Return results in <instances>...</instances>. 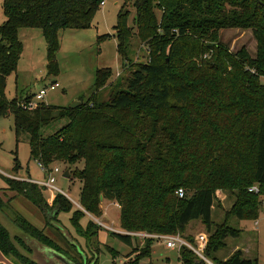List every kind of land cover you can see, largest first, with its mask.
<instances>
[{
	"label": "trees",
	"instance_id": "trees-1",
	"mask_svg": "<svg viewBox=\"0 0 264 264\" xmlns=\"http://www.w3.org/2000/svg\"><path fill=\"white\" fill-rule=\"evenodd\" d=\"M104 0H4L6 20L0 25V117L13 115L17 133L29 135L30 156L50 169L55 162L70 166L83 162L72 175L82 181L80 205L71 222L77 233L92 241L100 226L81 220L86 212L103 213L101 195L120 207V225L126 232L186 235L188 224L201 219L209 240L205 256L214 264H259L244 258L240 249L227 259L214 253L239 230L231 217L256 220L264 191V0H135V27L128 24V0L119 10L115 26L117 50L130 71L124 83L110 82L112 68L96 71V91L75 107L28 103L6 95L8 76L16 72L24 45L21 28H41L47 41V70L59 74L57 53L60 31L87 29ZM157 10L161 11V18ZM251 30L257 42L253 56L244 46L232 53L221 39L224 29ZM110 34L99 36L100 40ZM136 36L148 51L146 61L129 57L130 39ZM123 78V77H122ZM112 85L108 101L99 90ZM125 85V87H124ZM189 109V110H186ZM68 119L56 133L43 137L41 128ZM18 164L15 166L17 170ZM30 178V177H29ZM6 190L22 195L48 217L70 211L71 201L59 193L49 204L43 186L28 179L7 177ZM183 188L185 195L177 191ZM217 189L232 190L236 200L221 224L212 220ZM7 204L0 190V210ZM15 223L26 235L80 264L28 219L16 214ZM132 244V236L115 233ZM21 243V241L19 240ZM154 238H145L126 260L112 264H141L151 257ZM84 263L77 244L67 240ZM112 249V248H111ZM0 250L23 264L7 227L0 221ZM86 264H99L96 253ZM182 264H209L187 246L179 250ZM147 264H153L149 262Z\"/></svg>",
	"mask_w": 264,
	"mask_h": 264
},
{
	"label": "rangeland",
	"instance_id": "rangeland-1",
	"mask_svg": "<svg viewBox=\"0 0 264 264\" xmlns=\"http://www.w3.org/2000/svg\"><path fill=\"white\" fill-rule=\"evenodd\" d=\"M3 1L0 0V25L6 20ZM104 1L105 3L101 5V9L94 17L89 28L63 29L60 31V49L57 53L59 74L57 76L48 74L47 41L42 29L23 28L20 33V40L25 45L24 55L20 58L16 72L8 76L7 97L10 99L17 97L21 100L25 96L37 94L42 88H45L47 93L40 102L67 107L77 99L87 101L96 91V71L105 67L113 70L110 82L124 83L125 78L130 75V71L124 68L125 61L117 50L118 42L115 37V26L119 10L125 0ZM134 2L135 0H128V9L130 10L128 24L132 27H135L134 20L136 16ZM157 14L161 18L160 10H157ZM105 34H110V36L100 40L99 36ZM221 39L229 45L232 53L245 46L251 55H256L257 42L253 32L249 29H224L221 31ZM128 51L133 62L146 61L148 58L147 48L140 43L136 36L130 39ZM53 81H58L61 86L55 90L50 89V84ZM260 81L264 84V75H261ZM115 88L108 85L100 89V100L108 101L111 92ZM67 123L68 119H63L43 126L41 134L43 137L50 136ZM17 164L16 170L15 166ZM55 167H58L60 171L55 172ZM76 167L82 168L83 162L72 166L63 162H55L48 171L43 170L40 163L30 156L28 133L23 131L17 133L13 115L0 117V190L4 200L7 201L5 208L0 210V221L9 230L22 257L28 261L37 264H62L57 258L50 255L49 247L20 230L15 223L16 214L24 216L39 229H44L54 244H57L80 264H83V261L76 250L67 243V240L75 241L80 245L84 253L83 258H92L90 249L93 251L99 249V252L96 253L99 264H112V255L117 251V261L122 263L134 248L143 246L145 238L132 236V244H128L115 235V233H119L118 231H122L120 207L116 203L106 200L102 202L103 213L101 216L96 217L86 212V216L80 222L83 228L87 226L90 220L97 225L99 224L96 219L103 223L104 225H99L98 237H94L92 241L87 242L85 238L77 233L71 222V217L73 212L80 208V194L83 184L78 177L72 175V172L69 178L64 176L66 170H75ZM49 172H52L51 176L55 178L53 185L57 189L44 188L43 192L47 202L52 204L55 196L62 193L73 205L70 211H60L57 220L53 218V211L48 212L49 215L46 217L44 212L26 197L5 189L8 186L7 177L20 179L31 177L33 181L41 182L49 180ZM235 193L232 190H216L211 212L214 222L213 230L215 224H221L225 221L226 210L231 208L236 200ZM220 196L224 198L222 203ZM260 213L261 220L257 226L254 220L231 217L228 223L239 230V235H229L225 240V246L215 252L214 256L220 260H225L235 250L240 249L244 258L257 259L259 264H264V204L261 206ZM187 231L194 238L201 231L209 235L206 225L201 219L191 221L188 224ZM152 249L151 257L144 258L141 264L149 262L153 264H182L179 258V250L177 248H167L164 240L155 239ZM84 263H86V260H84ZM0 264H23V262L20 259L8 258L0 250Z\"/></svg>",
	"mask_w": 264,
	"mask_h": 264
},
{
	"label": "built area",
	"instance_id": "built-area-1",
	"mask_svg": "<svg viewBox=\"0 0 264 264\" xmlns=\"http://www.w3.org/2000/svg\"><path fill=\"white\" fill-rule=\"evenodd\" d=\"M105 2H103L102 4H104ZM60 86V83L57 81H54L50 84V89L55 90L57 87ZM47 93V89L42 88L37 94L34 95L33 99L28 103V107L30 108H34L46 95ZM41 165V164H40ZM43 170L48 171V168H46L45 166L41 165ZM55 172H59L60 169L58 167L54 168ZM52 172H49V180L47 181H33L32 179H28L29 181L35 182L43 187H48V188H54L57 189L56 186L53 185V183L55 182V178L53 176H51ZM249 190L251 192H255L257 194H260L262 196V204H264V191L262 192L259 185L255 184L253 186H251L249 188ZM177 194L180 197H183L185 195V191L183 188H180L177 191ZM81 208V206H80ZM96 221L98 222L99 225H102L103 223H101L99 220L96 219ZM104 225V224H103ZM110 229H113L111 227H107ZM121 232L123 234H127V235H131V236H140L143 238H154L157 240H164L166 247L167 248H171V249H178L180 250L183 246H187L190 249H192L195 253H197L201 258H203L206 262H208L209 264H214L210 259H208L205 254H204V250L207 246L208 240H209V235H206L204 233H199L194 239V243L189 242L183 235H181L180 233L177 234H168V235H161V234H149V233H144V232H126V231H118Z\"/></svg>",
	"mask_w": 264,
	"mask_h": 264
},
{
	"label": "water",
	"instance_id": "water-1",
	"mask_svg": "<svg viewBox=\"0 0 264 264\" xmlns=\"http://www.w3.org/2000/svg\"><path fill=\"white\" fill-rule=\"evenodd\" d=\"M80 103H81V100L77 99V100H75V102H73L70 105V107L71 108H75ZM71 172H72L71 169L66 170L65 173H64V176L67 177V178H69L70 175H71ZM103 201H104V197L101 195V202H103ZM119 233H121V232H119ZM121 234H123V233H121ZM71 242L77 244L75 241H71ZM77 246H78V251L83 255L84 253H83L82 249L80 248V245L77 244ZM48 250H49L50 255L53 256V257H55V258H57L62 264H75L70 259H68L65 255H63V254H61V253H59V252H57V251H55L53 249H50V248ZM84 259L86 260V257H84Z\"/></svg>",
	"mask_w": 264,
	"mask_h": 264
},
{
	"label": "crops",
	"instance_id": "crops-1",
	"mask_svg": "<svg viewBox=\"0 0 264 264\" xmlns=\"http://www.w3.org/2000/svg\"><path fill=\"white\" fill-rule=\"evenodd\" d=\"M23 28H21L20 30H19V36H20V33H21V30H22ZM24 49H25V45H24ZM24 49H23V53H22V56L24 55ZM22 56H21V58H22ZM20 63V62H19ZM118 75H120L119 73H118ZM54 82V81H53ZM58 82V81H57ZM60 86H61V84H60ZM29 179H31V177L29 178ZM221 198V203L224 201V198L222 197V196H220ZM112 202H114V203H116L118 206H119V204L116 202V201H112ZM223 205V204H222ZM230 209V208H229ZM227 211V210H226ZM226 214V213H225ZM261 214V213H260ZM261 220V217L259 216V218L257 219V220H254V223H255V225L257 226L258 224H259V221ZM203 231H201V233H202ZM186 235H189L190 236V234H188V231H186Z\"/></svg>",
	"mask_w": 264,
	"mask_h": 264
},
{
	"label": "flooded vegetation",
	"instance_id": "flooded-vegetation-1",
	"mask_svg": "<svg viewBox=\"0 0 264 264\" xmlns=\"http://www.w3.org/2000/svg\"><path fill=\"white\" fill-rule=\"evenodd\" d=\"M86 264V263H85Z\"/></svg>",
	"mask_w": 264,
	"mask_h": 264
}]
</instances>
